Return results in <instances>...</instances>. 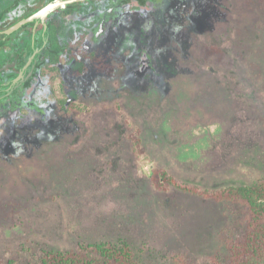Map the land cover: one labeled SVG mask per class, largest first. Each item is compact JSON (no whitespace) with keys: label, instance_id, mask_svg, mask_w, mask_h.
<instances>
[{"label":"rangeland","instance_id":"1","mask_svg":"<svg viewBox=\"0 0 264 264\" xmlns=\"http://www.w3.org/2000/svg\"><path fill=\"white\" fill-rule=\"evenodd\" d=\"M104 48L113 78L90 62L76 77L63 57L29 92L44 114L0 119V264L120 240L136 264H225L245 207L152 179L201 192L264 180V0L130 7Z\"/></svg>","mask_w":264,"mask_h":264},{"label":"flooded vegetation","instance_id":"2","mask_svg":"<svg viewBox=\"0 0 264 264\" xmlns=\"http://www.w3.org/2000/svg\"><path fill=\"white\" fill-rule=\"evenodd\" d=\"M56 1L65 5L35 18ZM69 1L72 0H0V119L20 110L44 114V109L28 95L35 78L46 69L57 71L63 57L67 63L77 65L76 77L88 71L85 62H90L99 73L113 78L114 66L102 61L97 51L106 49L127 8H144L164 0ZM30 18L33 19L13 30ZM20 75L23 79L17 81ZM60 102L66 112L81 115L85 111L70 99Z\"/></svg>","mask_w":264,"mask_h":264},{"label":"trees","instance_id":"3","mask_svg":"<svg viewBox=\"0 0 264 264\" xmlns=\"http://www.w3.org/2000/svg\"><path fill=\"white\" fill-rule=\"evenodd\" d=\"M106 71L104 68L108 74ZM155 173L152 183L158 190H166L170 186L216 203L243 205L246 209L245 232L242 236L226 240L228 254L225 264H264V180L201 192L195 187L180 185L165 171ZM41 264H136V260L131 246L120 240L117 243L80 244L75 250L48 251Z\"/></svg>","mask_w":264,"mask_h":264},{"label":"water","instance_id":"4","mask_svg":"<svg viewBox=\"0 0 264 264\" xmlns=\"http://www.w3.org/2000/svg\"><path fill=\"white\" fill-rule=\"evenodd\" d=\"M78 1H83V0H72V1H69V2H78ZM65 5L64 2H61V1H56L54 3H51L49 4L48 6H46L39 14H37L35 16V18H39V17H43V16H46L47 14L51 13L52 11H54L55 9L59 8L60 6H63ZM33 18H30V19H27V20H24L22 22H20L19 24H17L13 30H17L19 29L23 24L31 21ZM23 76L20 75V77L18 78L17 81H21L23 78Z\"/></svg>","mask_w":264,"mask_h":264}]
</instances>
